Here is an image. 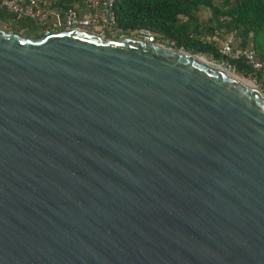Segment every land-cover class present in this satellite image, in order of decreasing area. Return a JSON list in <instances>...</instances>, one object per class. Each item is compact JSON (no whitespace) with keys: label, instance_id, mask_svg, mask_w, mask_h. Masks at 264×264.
Wrapping results in <instances>:
<instances>
[{"label":"water","instance_id":"95a60500","mask_svg":"<svg viewBox=\"0 0 264 264\" xmlns=\"http://www.w3.org/2000/svg\"><path fill=\"white\" fill-rule=\"evenodd\" d=\"M199 58L0 29V264H264V94Z\"/></svg>","mask_w":264,"mask_h":264},{"label":"trees","instance_id":"16d2710c","mask_svg":"<svg viewBox=\"0 0 264 264\" xmlns=\"http://www.w3.org/2000/svg\"><path fill=\"white\" fill-rule=\"evenodd\" d=\"M83 0H59L56 8L68 10ZM210 16L202 20L201 11ZM112 11L116 28L123 35L144 30L155 36V42L191 55L211 58L219 65L229 64L234 73L254 80V71L242 61H229L219 53L214 42L206 37L232 36L238 41L237 48L252 49L264 58V0H113ZM9 14L0 10V21ZM40 29V30H39ZM40 39L44 37L42 27L24 18L14 25L15 34ZM256 82L264 87L260 75Z\"/></svg>","mask_w":264,"mask_h":264},{"label":"built area","instance_id":"2783aa9c","mask_svg":"<svg viewBox=\"0 0 264 264\" xmlns=\"http://www.w3.org/2000/svg\"><path fill=\"white\" fill-rule=\"evenodd\" d=\"M59 0H0V10H5L9 14L6 21H0V29L14 33V25L20 20L27 18L42 27V34L48 36L51 33L63 30H86L99 36H105L109 40H116L124 36L121 30L116 28L115 17L112 11L113 0H83V8L89 14H82L77 8L62 10L56 8ZM18 34H22L19 30ZM135 37L143 38L148 43H155V36L147 31L141 30ZM207 42H214L218 46L219 53L229 61H242L249 66L254 74V83L264 94V87L256 82L260 75L264 81V58H260L250 48H237L232 36L224 38L206 37ZM161 45V44H159ZM226 65L229 70L233 68Z\"/></svg>","mask_w":264,"mask_h":264},{"label":"rangeland","instance_id":"374dc122","mask_svg":"<svg viewBox=\"0 0 264 264\" xmlns=\"http://www.w3.org/2000/svg\"><path fill=\"white\" fill-rule=\"evenodd\" d=\"M200 16H201V19H202V20H206V19L210 16V13H209V11H207V10H205V11L202 10L201 13H200ZM39 30H40V29H39ZM130 36H136V35L131 34ZM222 38H224V37H222ZM222 38H221V39H222ZM234 44H235V46H238V41H235ZM181 51H182V50H181ZM201 57H203V56H201ZM205 59H207L208 62H211V63H214V64L220 66V68L225 69L227 72H230L231 74H234V75H236L237 77H239V78H241V79L249 80L251 83H253V84L256 86V84L254 83L253 80L235 74L232 70H229V68H228L226 65H222V64L219 65V64L215 63L214 61H212L211 58H207V57H205ZM259 90H260V89H259Z\"/></svg>","mask_w":264,"mask_h":264},{"label":"crops","instance_id":"0c3cea01","mask_svg":"<svg viewBox=\"0 0 264 264\" xmlns=\"http://www.w3.org/2000/svg\"><path fill=\"white\" fill-rule=\"evenodd\" d=\"M73 7H74V8H77L78 11H79L80 13H82V14H89V11L83 8V4H82V5H80V4H74Z\"/></svg>","mask_w":264,"mask_h":264},{"label":"bare ground","instance_id":"6f19581e","mask_svg":"<svg viewBox=\"0 0 264 264\" xmlns=\"http://www.w3.org/2000/svg\"><path fill=\"white\" fill-rule=\"evenodd\" d=\"M200 58H201V56H199ZM199 58V59H200ZM201 60L203 61V62H205L206 64H210V65H213L212 63H210V62H208V60L207 59H205V58H201ZM230 75H233V74H231L230 72H228ZM243 83H247V85H249L250 86V83H248V82H246V81H243Z\"/></svg>","mask_w":264,"mask_h":264}]
</instances>
